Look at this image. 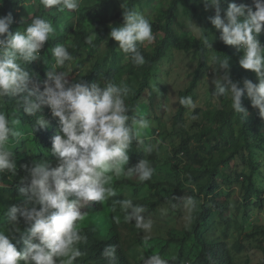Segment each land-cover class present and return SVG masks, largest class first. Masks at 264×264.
I'll return each instance as SVG.
<instances>
[{
	"label": "clouds",
	"instance_id": "obj_1",
	"mask_svg": "<svg viewBox=\"0 0 264 264\" xmlns=\"http://www.w3.org/2000/svg\"><path fill=\"white\" fill-rule=\"evenodd\" d=\"M225 2L227 0H201L206 10H215L209 20L219 32L218 39L242 53L238 63L242 69L255 73L257 83L244 80L243 88L239 87L230 77L229 58L212 55L209 62L216 65L211 81L213 96H228L231 108L244 117L247 111L241 101L246 93L251 106L264 118V46L257 39L264 30V0H251V6L228 3L224 9L221 5ZM40 3L46 9L55 8L63 13L78 9L81 0H40ZM122 18L123 23L113 25L108 37L118 42L119 50L129 54L133 65L142 66L146 61L138 44L154 40L151 22L134 9L125 10ZM12 23L11 14L0 15V101L5 97H18L25 114L39 113L33 131L49 127V121L41 114L44 107L57 118L59 127L50 150L56 158V166L48 159L20 166L26 175L20 178L24 186L19 191L25 197V205L31 206L8 208L7 220L12 227L7 233L0 230V264H75L81 256L78 245L85 239L79 225L85 213L80 209L89 201L101 203L117 195L114 188L107 186L108 174L135 176L140 183L152 178L154 169L145 159L125 170L129 162L128 149L133 141L142 143L137 138L149 127V122L143 117L130 118L128 115L125 101L131 90L127 85L108 83L101 86L99 82L88 85L81 79L70 81L66 71H56L73 60L64 44L52 48L55 64L46 71L45 79H34L26 65L40 58L41 49L55 29L42 17H35L23 32L10 31ZM190 23L193 24L191 19ZM201 36L204 45L213 49V35L211 41L203 32ZM96 37L93 31L85 42L92 44ZM179 104L195 109L190 96L180 98ZM197 118L191 116L193 120ZM12 123L18 124L19 120ZM18 136L20 133L0 111V173L17 175L16 159L7 145L10 137ZM146 151L151 153L152 148L149 146ZM115 203L119 205L124 222L134 221L136 229L151 232L153 221L145 218L147 209L143 205L134 204L131 199ZM187 206L194 209L195 201L189 198ZM21 219L29 226L26 234H21L26 246L23 252L18 251L9 238L10 233L20 232ZM102 254L114 258L115 247H106ZM141 260L142 264H170L159 254L146 259L142 256Z\"/></svg>",
	"mask_w": 264,
	"mask_h": 264
},
{
	"label": "rangeland",
	"instance_id": "obj_2",
	"mask_svg": "<svg viewBox=\"0 0 264 264\" xmlns=\"http://www.w3.org/2000/svg\"><path fill=\"white\" fill-rule=\"evenodd\" d=\"M100 1L102 0H81L80 7L76 10H65L61 13L52 8L42 14V18L49 20L55 29L47 41V47L41 49L40 53L44 79L46 71L51 70L55 64L52 48L64 44L68 49L74 45L72 30L80 24L86 31L93 33V15L88 16L83 23H80L79 19L88 6ZM171 1L143 0L136 4L135 10L141 12L152 23L159 13L168 8ZM2 2L3 0H0V5ZM241 3L251 6V0H237L238 5ZM24 5V9L20 11V20L31 23L39 14L40 2L26 0ZM115 11L113 7L112 12ZM190 19L193 24L190 23ZM117 21L114 20L112 23ZM173 28L190 40L199 37L201 33L200 24L184 12L183 6L179 9ZM18 31L23 32L21 29ZM108 34L96 50L92 51L91 56H89L90 48L86 46L76 54H71L69 51L73 60L66 62L64 68L55 70L68 72L70 81L81 79L85 82L87 75L92 73L96 63L99 62L98 77L92 83L99 82L101 86H106L108 83L117 85L123 83L131 90L127 97L129 98L139 86L143 69L132 67L128 54L119 50L118 42L109 39ZM152 34L154 40L151 43L140 44L147 52H153L156 39L164 36L162 32L155 33L153 30ZM211 34L214 39L213 49L208 53V69L199 78L197 86L190 95L195 109L186 108L179 122L174 121L179 105V92L191 79L198 62L197 52L195 48L186 51L171 48L167 56L152 68L149 77L150 89L141 98L136 112L140 118L143 117L149 122V127L143 130L138 138L142 141L141 148L146 153L145 160H148L154 169L152 178L149 182L140 183L135 176L129 177L124 174L118 176L109 173L107 186L114 188L117 195L101 202L99 212L87 211L90 203L80 209L85 212L84 220L79 222L80 228L92 229L101 241L109 239L112 234H117L124 256L130 264H142V256L146 259L153 254H159L163 259L169 260L170 264L174 262L171 260L173 256L177 264H193L201 249L198 239L192 234L194 214L202 211L204 206L210 208L211 213L208 220L203 223L201 233L209 241L227 244L233 257V264H264V141L261 147L251 148V157L249 150L244 148L229 164L221 165L217 169L218 189L212 197L221 204V207L214 206L210 201L211 197L207 198L198 193L197 184L207 183V176L198 183L188 179L191 175L213 168L214 163L220 160L222 152L216 148V145L223 148L222 137L226 135L221 136L216 131H212L206 137L199 136L202 130V109L222 107L220 99L213 96L214 85L211 81L214 74L211 72L216 69V65L211 64L209 58L212 55L224 58L221 56L215 33ZM112 51L119 52L116 61H113ZM112 65L115 66L116 71L106 79L108 67ZM0 111L8 117L12 128L20 133L18 137H10L7 145L14 153L17 175L1 173L7 175L6 181H2L0 175V230L7 233L12 227L7 220V210L12 202L3 190L25 176L19 169L18 161L25 157H31L34 161L53 158L52 166H56V158L51 155V148L46 149L35 142L30 125L24 123L15 113L8 114L1 101ZM192 115L198 118L193 120ZM13 120H19V123L14 124ZM183 140L187 143L188 155L184 154L185 151L178 153L174 151ZM149 146L152 148L151 153L146 151ZM198 156L203 159L201 165L194 162ZM250 161L255 171H252ZM249 176H252L256 188L262 192L261 196L253 193L247 195ZM123 180H129L132 184H122ZM189 198L195 201L194 209L187 206ZM123 199H131L134 204L143 205L147 209L144 216L153 221L150 233L136 229L134 221L124 222L119 205L115 203ZM22 223L21 219L20 225ZM146 239L147 244H145Z\"/></svg>",
	"mask_w": 264,
	"mask_h": 264
},
{
	"label": "trees",
	"instance_id": "obj_3",
	"mask_svg": "<svg viewBox=\"0 0 264 264\" xmlns=\"http://www.w3.org/2000/svg\"><path fill=\"white\" fill-rule=\"evenodd\" d=\"M38 1L40 2V0ZM142 1L143 0H102L98 3L88 6L85 9L83 15L80 17L79 22L83 23L88 16L93 15L94 27L92 28V30L96 32L97 37L92 44H87L85 42L86 37L91 35V32L86 31L84 26L80 24L78 27L72 30L75 43L71 47H68V51H70L71 54H76L86 46L90 48L89 56H91L92 51L96 50L102 40L110 32V28L113 25H118L119 23L123 22L122 13L127 9L135 10L136 4H139ZM25 2L26 0H3L0 5V15L11 14V16L13 17V23L10 26V31L12 32H16L19 29L24 31L26 27L31 24L30 22H26L25 20H20V11L24 9ZM228 3L237 4V0H227V2L222 3L221 7L226 9ZM181 6H183L184 12L187 15H189L193 20L197 21L200 24L201 28L207 29H201V33L203 32L205 35H207L208 39L210 33H215L217 42L220 45L221 56L224 59L229 58V74L231 79L234 82H238V86L241 88H243L244 80H250L253 83H257V78L254 72L242 69L240 67L238 61L242 53L237 51V49L233 46L223 44L218 39L219 32L218 30L213 28L209 20V17L215 14L214 9L208 8L206 10L201 3V0H172L168 8L164 12L159 13L156 16V20L151 23L152 30L155 33L162 32L164 34L162 38L156 39L153 52H147L140 46V44H138V48L141 51V54L144 56L146 63L139 67L135 66L131 63L128 54L131 66L134 68L143 69V72L140 75L138 88L134 91L132 96L127 98L126 104L129 107L128 115L130 116V118H140L136 112L139 107L141 98L144 96L145 92L150 89L149 77L152 68L157 62L167 56L168 51L171 48H176L178 50L184 51L195 48L198 54V62L195 70L192 73L188 85L179 92V100L182 97H188L192 94L195 87L197 86L199 78L208 69L207 61L210 48L204 45L201 33L199 37L190 40L177 33V31L173 28ZM113 7H115L116 9L115 12H112ZM47 12V9L40 3L39 14L36 15V17H42V14ZM114 20L118 21L113 24L112 22ZM257 39L259 40L261 46H264V30H262V32L257 36ZM44 47H47V42H45ZM112 53L114 59L113 61H116L119 52L112 51ZM99 68L100 63L97 62L92 73L87 75L85 81L86 84L91 85V83L96 80V78L98 77ZM26 70H28L30 74L33 75L34 79H38V81L44 80L43 61L41 58L27 64ZM114 71H116L114 65L108 67V71L105 75L106 79H109L111 73H113ZM213 72H215V68L211 73ZM4 99L5 100L1 101V103L7 110V113L10 114L13 112L16 115L20 116L23 122L30 125L33 131L35 121L39 116V113L34 116H28L27 114H25L23 112V109L20 108L18 97H5ZM219 99L220 102H222L221 108L209 107L204 110L202 109V130L199 136L206 137L212 131H216L217 134L221 136L226 134L224 138L222 137L224 147L222 148L219 145H216V148L222 152V155H220V160L214 163L213 168L201 171L196 175H191L188 178L189 180H193L198 183L200 180L204 179L205 176H207V183L197 184L198 193L204 195L207 198L211 197L210 201L216 207H221V204H219L212 197L218 189L216 183V179L218 177L217 169L221 165L229 164L244 148H247L249 150V157H251V148L261 147L262 142L264 141V118L260 117L258 109L251 106V101L247 97L246 93L242 97L241 101L242 107L247 111V116L244 117L243 114H238L231 108V100L228 96L220 97ZM186 108L187 107H183L180 104L178 105L177 111L174 116L175 122H179L181 120ZM49 112L50 109L44 107L41 113L44 118L49 121V127L46 129L37 128L33 131L35 142L46 149L51 148L52 138L56 134L57 128L59 127L57 118L52 117ZM137 139L139 140V138ZM174 151L175 153L185 151L184 154L188 155L186 141H181V143L174 148ZM127 154L129 155V162L127 165H125V170L134 168L140 160L146 158V153L141 148V143H138L136 141L132 142V145L128 149ZM150 156L153 157L152 154H150ZM42 159L45 160L46 158ZM52 159L48 160L51 161ZM33 161L34 160L31 157H25L18 161L19 169L24 172L23 174L26 175V172L20 166L29 165ZM194 162L201 165L203 163V159L198 156L197 159H194ZM249 163L252 171H255L252 162L250 161ZM153 164L154 163H152V166ZM7 174L9 173L7 172ZM0 175L2 177V181H6L7 175H2L1 173ZM248 181L249 184L246 188L247 195L249 196L251 193H253L255 195L261 196L262 192H260L256 188L252 176L248 177ZM146 182H149V180ZM121 183L125 185L132 184L129 180H123ZM22 186L24 185L20 184L19 179L13 182L10 187L4 188L3 191L5 192L8 199H10V201L12 202L10 206H31L30 204L25 205V197L19 191V188ZM88 203L90 204L88 205L87 211L99 212L101 210V205L99 202L90 201ZM81 212L85 213L83 211ZM210 213V208L204 206L202 211H197L194 214L192 234L198 239L201 249L193 264H233V257L227 244L222 242L209 241L208 238L201 233L203 229V223L208 220ZM19 227L20 232L11 233L9 235V238L10 241L16 246L17 250L23 252L26 246L22 242L21 234H26V229L29 226L24 224L23 222ZM80 232L81 235L85 237V239L78 245L81 256L77 258L75 264H130L124 256V252L119 243L120 239L117 234H112L109 239L101 241L95 236L92 229L90 228H80ZM109 246L115 247L114 258L105 257L102 254L104 249ZM22 263L23 262H21V264ZM171 264H177V261H174Z\"/></svg>",
	"mask_w": 264,
	"mask_h": 264
},
{
	"label": "built area",
	"instance_id": "obj_4",
	"mask_svg": "<svg viewBox=\"0 0 264 264\" xmlns=\"http://www.w3.org/2000/svg\"><path fill=\"white\" fill-rule=\"evenodd\" d=\"M49 114H51V111L49 112Z\"/></svg>",
	"mask_w": 264,
	"mask_h": 264
}]
</instances>
